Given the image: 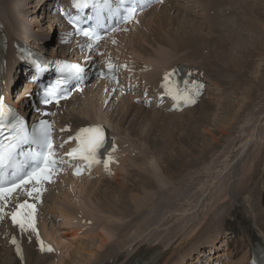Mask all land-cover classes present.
Segmentation results:
<instances>
[{"label":"rangeland","instance_id":"374dc122","mask_svg":"<svg viewBox=\"0 0 264 264\" xmlns=\"http://www.w3.org/2000/svg\"><path fill=\"white\" fill-rule=\"evenodd\" d=\"M36 1L37 0H34V4H36ZM195 1L201 2L200 0H181L177 2L174 0H169L166 4H163V6H160L156 10H149V12L146 13L145 17L143 16L142 19L139 20V23L137 26H135V28H122L115 35L114 40L107 39L104 45V51H106V55L114 58L118 62H124V64L126 65V70L133 73L132 75L136 77V82L140 83L138 84V86L147 84L150 87H155L156 83L152 82L153 80L150 79L151 73H153L154 71L156 72V70H158V73H165L168 66L165 67V69L163 67L171 64H174L172 66L183 65L189 70L198 71V73L200 74V79L201 76L207 78L209 73L207 74L205 69L202 70V68H197V65H204L206 69L212 67V73L214 74L215 71L216 75L218 77H221L222 81H220L223 85H221V82L219 81L218 85L220 83V86L224 87L223 91L221 90L222 88L213 85V82L206 83L211 91L209 90V95L203 96V98L205 97V99L207 98L208 100L206 99V102L202 101L201 104H197L191 110H185L187 112L182 111L180 114L174 115L171 112L159 110L155 107H143L138 102L137 104H135L134 101L130 100L132 98L131 95L123 94L120 91H109L106 94L102 93V91H100V88L97 86H93L92 94L91 92L89 93L90 96L84 95V93H82L79 94L76 101L74 100L75 102L71 101V105L66 107V110L70 111V113H74L72 115L84 119L82 120L83 122H85L86 120L85 117L89 119V121H94L98 117V120L102 118L106 125H110V132L115 138V141L118 140V142L120 143L118 144V142H116L118 144V163L112 167V172L110 173V175L96 172V176L91 175L83 177L80 181H76L78 184L75 183L73 188L75 190L73 191L72 189H70V183L68 185L61 184L62 186L59 185V183L58 185H53V188L50 189L51 196L42 200V202L40 203L41 205L38 215V231L39 233H41L40 236L45 237L47 235L49 239H52L54 241H63L66 247L69 245L66 252V249L64 250L61 249L62 247H59L60 252L58 251V253H55L54 258L51 256L47 264H77V260L81 261L85 258V255H76L75 252H82L81 247L86 243H89L92 246V249L95 251L97 244L99 243V239L96 238V235L104 234V232L100 231L101 227L105 226V228H107L109 225V227H111L114 224L117 226L121 225L120 231H118L119 233L115 232L112 238L107 240L108 243H106V247H103V249H101L102 254L105 253V251L110 248L112 244L114 248L117 249H114L117 252H131L129 248L134 247L135 243L143 241L147 242V245L160 244L162 245V247L164 246L162 250L166 255L163 258L164 260L161 262V264H164L165 262V264H170L171 262H173L171 264H174L177 259H184V256H187L185 254L188 253V250H183L185 249V247H188L189 245L191 249V245H194L193 247L198 250L196 247L200 243L208 241L215 234L221 233L219 232L221 229V223L219 220L213 223L211 229V232H213L210 234H208L210 232V228L208 229L209 225L207 224V222L209 221V218L213 216V214L217 216V210L223 209L224 206H227V203H235L236 199H234V195L239 190L240 180L244 178L245 173H243V171L252 169L253 166L250 163V159H253L254 153L255 151H257V148L264 146V89L261 90L259 94L254 95H258V98H256L252 102L251 106L241 111L242 113L239 119L236 121V124L231 125L232 131L228 135H223L222 132L219 133L217 131V128H219L220 126V124H218L219 120L227 117L226 115L228 113L225 112L224 109L228 107L227 104L229 103V101L235 102L236 99H241L243 94L246 95V88L248 89L254 86V83L250 81L252 79V75L250 73L247 74V76L249 77V81H246L245 84H241L242 86H240V88H237L239 87L238 85L235 86L234 83H230L229 77H226L227 75H224V68L221 67L220 62L217 61V59L214 57L215 52L211 49V44H213L212 42L210 44L202 43L201 46L203 49H201V51L199 52H197L198 48H195V46L193 52L185 47L177 52L166 51L167 53L163 54V58L159 57L156 52L161 48L166 47V45H161L160 43L154 42L155 40H153L152 44L154 48L150 50V48H152L150 47L148 48V50L144 51V54H142L140 51L141 49L136 47V43H134L135 40H142L143 34L148 30L147 27L151 25H154L156 27L154 28L155 30L153 29L154 32H157L162 28L164 30H170L172 28L171 30L174 31V28H178V24L183 22V20H189L196 26H201L202 29H199L200 34L198 33L201 36H204L207 31L210 32L212 29L211 26H213L214 30H212L213 32L211 31L209 37H211L212 35V39L215 38L216 40H218L221 33H226L227 30L230 31L234 24H239V20L243 17V15H245L246 12L244 11L243 3L236 0L232 4V8L234 10L225 11L219 18V20L215 22V18H213V16H215L216 12L213 11L212 13V10L210 12L208 11L210 9V3L212 2V0H206V3H204L202 0L200 4L205 5H202V8H204V10L202 11L197 10L194 4ZM229 1L230 0H227L226 3H228ZM258 2L259 0H249L245 3H247L250 8H253V6H256L258 4ZM222 5L224 4H221L220 8L224 7ZM190 11H192L193 13H189ZM4 12H2V10L0 11V14L2 13L0 15V19L2 20L4 25V32L8 34L7 30L5 29V20H7L6 17H8V15ZM203 12H206L207 15ZM25 13V15H28L27 12ZM40 13L47 14V12L37 11L34 17L33 15H31L33 19H35V17L37 16L36 19H38V24H36V27L34 26V28L36 29L44 28L47 26L46 22L48 20L46 19H48V16H44L46 19L43 16V18H41ZM205 16H207L208 18ZM30 18L27 17V19L29 20ZM233 20L236 21V23L233 22L234 24H232ZM7 24V27L12 32L16 33L12 34L13 38L20 40L22 38L20 35H23V33L19 30L17 31L15 27L11 26L9 22H7ZM31 31L33 32L32 34H34V31ZM17 34L20 35L18 36ZM57 36L58 33L54 36L55 40L57 39ZM145 36L147 37V34H145ZM151 37H153V35H151ZM35 38H38V35ZM121 38L123 39V44L119 43L120 45L118 44L117 46H115L117 44L116 40ZM202 39L204 38L202 37ZM151 40H149V42H151ZM142 41H144L142 43L146 42L145 39H143ZM229 42L231 43V47L227 45L226 47L232 48L234 49V51L238 52V49L235 50L236 47L232 43V41ZM53 44L54 43L50 45V48L53 47ZM144 47L146 46H142V49ZM202 50H206L208 52L209 57L206 56L208 58H206L204 55H201ZM164 52L165 50L163 51V53ZM195 54L200 56L197 57ZM237 55H241V52L237 53ZM150 56L154 57L153 62L150 63V65L146 66L144 62L147 58H150ZM204 60H208V63L206 65L204 64ZM257 65L262 64L261 62L255 61V64H252V67L254 68V66ZM143 67H146V70ZM148 74L149 76H147ZM158 76L156 77L155 81L158 79ZM262 79L264 80V75ZM215 82H217L216 79ZM235 88H237V90ZM241 88L244 89L242 90ZM235 91H239V93L235 94ZM234 107L236 110H238L239 108L236 103H234ZM58 110H56V113L53 115L54 122H57V127L60 126V123L62 124L63 121H69L71 118L70 115V118L67 117L69 112H66L65 115L62 116L57 115ZM123 113L127 114H124L127 118L123 117ZM122 117L123 121H121ZM120 122L122 123L119 127L118 124ZM66 123L67 124L62 125L63 127H61V130L66 131L68 128H70L71 123ZM130 124L138 129V131L136 132L135 130L129 128ZM212 136L218 138L220 143L216 145V147L212 149L209 154H207V159L202 160L198 158L199 151L195 148L193 143L199 141L200 138L201 140H204V138H206V140H210ZM196 137H198V139ZM176 139L180 140L181 142L183 141L182 144L184 145L181 144L182 148L181 146L177 145L178 143H176ZM201 140L198 145L203 144ZM154 141L162 143L163 150L165 148V150L163 151L164 154L162 151L156 150ZM120 146L122 147L121 149H123V154H120ZM198 147L200 148V146ZM176 148L182 150L184 149V151L187 150L188 155H184L187 159L198 158L196 159V162H198L197 165L195 163L194 167L192 165H184V158H182L180 160V164L178 162H175L174 164V161H172L171 164L173 165L167 166V163L165 162L166 158H168L167 156L171 153H174ZM181 164L184 166H182ZM180 166L184 168L182 169V171L184 172H182V174H178V178L172 177L174 176V172L180 170ZM250 166L252 167L250 168ZM243 167L246 168L244 169ZM137 170H140L141 173L149 178V181L151 182L149 186L152 187L151 189H146L144 185H141L138 176L139 174L134 173L140 172ZM100 177H104V180H107L105 182L96 181L97 179H102ZM84 183L89 187H93L96 185V183H98L99 186L96 185V187H94L95 190L93 189V191H95V194L99 192V196H97V198H89V195L87 193H80L81 189H78L76 186L82 184L84 185ZM119 183L123 184L122 186H125L127 188H120L121 186ZM141 187L145 188L146 190L142 189ZM157 188H161L163 190V193L171 192L172 196L169 202L166 203V205L164 204L160 206L161 208L159 207L160 209L157 208L154 210V206L151 205L150 201L147 200V195H149V192L151 194V192L153 191V193H156L155 189ZM102 191L107 192L108 194L102 196V194L100 195ZM114 192H118L119 197L121 196L120 199H122L123 202L129 205L127 207H131L129 209L130 211L128 212V216H126V218H124L123 220L121 219V212L123 214L124 211L114 206L113 201L117 199V197L110 198L111 194H113ZM263 193L264 184L262 186L260 185L259 188H256L255 191L251 194H244L242 196L247 211L246 216H248V221L253 227L254 217L257 213L256 208L260 209L261 212H264V204L262 203L261 198V195ZM77 197H79V201L77 203H74V199H76ZM107 197L110 199H108ZM144 197L147 199H145ZM84 204L87 207V213H90V215L93 217V219L89 221L91 224L86 223L88 228L83 224V215H80L84 212V210H82V213L81 211H79L81 206ZM140 206L145 210V215L140 216H152L153 219H150L147 222L148 225H146L145 221L143 222V219L141 226L142 230L138 231L136 228L138 226L137 224L140 223V221L138 222V220H140L141 218L140 216H135L134 212L136 211V208L138 209L140 208ZM254 207H256L255 210ZM113 208L114 212H111V209ZM67 210L72 212L71 214L74 218L73 220H71L70 218H68L67 220V216H70L69 211L66 212ZM111 213H113L112 218L108 217V214ZM146 213H148L149 215ZM63 216L64 218L62 219L61 217ZM120 221H123V224H119ZM135 221L137 222L136 225L134 224ZM64 222L67 223L70 228H68V232L78 231L80 226L82 228L84 227L83 229L78 231L80 235L76 237L74 241L69 240L67 241L68 243L65 241L68 240L71 235H66V231H64L66 229L65 225L63 224ZM128 222L130 223L131 228L124 231V229H126V226H129ZM124 226L125 228H123ZM202 230L209 231H207L208 233L204 232V236L202 235L203 237H199V242L194 243V237L198 236ZM216 230L218 231L217 233ZM255 231L259 237V241H261L264 245V234H262L258 229H256ZM125 232L127 233L126 238L124 236ZM85 233L86 237L84 236ZM121 233L122 236L120 235ZM239 233L240 232L231 234V232L228 231L227 238H239L237 241L239 243H242V241L244 240V236L243 234L239 235ZM89 234L91 235L89 236ZM116 234L118 235V237L116 236ZM88 236L91 238L95 237L92 240V242L95 241V246L92 245L91 239ZM3 237L4 236L0 234V240L4 241ZM218 237L220 238L221 235H218ZM216 238L217 237H215V239ZM123 239H125V241L128 240L126 242L127 245H124L125 243H121L122 241H124ZM218 240H215L218 248V253H220V255L228 253V248L225 247L226 240L224 238H220ZM5 244L6 243L4 241L3 246H5ZM78 246L80 248H78ZM208 246H210V243L206 244V247L201 248L202 253H205ZM174 250H183V252L175 253ZM0 251L6 252L5 249H0ZM116 251H114V253H116ZM7 252L9 254L8 258L10 259L8 263L13 264V257L10 255L9 251ZM121 256H123V254H116L117 259H119ZM226 256H228V259H226L225 257V261L223 262L224 264H231L232 261H235L232 253L231 257L230 253ZM113 258L108 259L109 263ZM171 258L177 259L171 260ZM235 258L236 260H238L240 256H235ZM122 259L123 257L120 258L119 261H122ZM186 259L187 258H185L183 264H188V260ZM160 261L158 262V264L160 263ZM191 262L192 258L190 257L189 263Z\"/></svg>","mask_w":264,"mask_h":264},{"label":"bare ground","instance_id":"6f19581e","mask_svg":"<svg viewBox=\"0 0 264 264\" xmlns=\"http://www.w3.org/2000/svg\"><path fill=\"white\" fill-rule=\"evenodd\" d=\"M54 1H56V0H37L36 4H34V0H0V8H1L2 12L5 11L4 13L8 15V17H6L7 20H5V23H6L5 24V28H6L7 32H8V35L6 36L7 37V42H8L7 43V47L8 48H7L6 52H5V54L2 53V51L0 50V60L3 59V61L4 60L6 61V63L4 61L5 67L3 68V75H2L3 76V78H2V82L3 83L1 85V88H2V90L4 92V95L8 99L10 97V93H11L12 89H15L17 86L20 85V83H21V86H20L19 89H21L22 86H23V83H24V82L19 81V76L21 74L19 75L18 73H15V72L13 73V67L16 68L17 64L20 63L19 59H20L21 55H20L18 50L20 48V45L23 44L22 42L26 43V45L31 46L33 48L34 47L37 48V45L34 44V43L43 42L46 46L45 47L41 46L40 48H38V50H41L42 52L50 51L52 53V55H55V56H57L58 53H60L61 54V58L65 57V56H68V55H69V57L71 59H73L74 57L77 58V56L74 54V52L72 50L71 51L69 50L70 45H67L66 43L62 44L61 43L62 40L60 38L56 41L55 46H53L52 48L48 49L51 41L53 40V37L55 36V34L58 32L61 35L64 32V28L63 27L61 29H58L57 25H55V23H59V21H61V19L57 18V16L52 14V12L54 10V8L52 6L53 5L52 3H54ZM63 1H68V0H63ZM168 1L169 0H166L165 2H163V3L159 4L158 6L154 7L155 8L154 10H156L157 7L163 6V4H166ZM174 1L177 2V1H181V0H174ZM200 1L202 2V0H200ZM235 1L236 0H233V1L230 0L228 3H226L227 0H215V2H214V0H212V2L210 3V9L208 11L210 12L212 10L211 11L212 13H213V11L216 12L215 16H213V18H215V22L217 20H219V18L222 16V14L225 11L234 10L232 8V4ZM238 1L243 3L244 11H246L245 15H243V17L239 20V24L240 25L239 24H237V25L234 24L233 22L236 23V21L233 20L232 24H234V26L230 29V31L227 30L226 33H221L219 38H218V40H216L215 38H214L215 40L212 39V35H211V37H209V35L211 34V31L214 30L213 26L210 25L211 28H212L211 31L210 32L207 31L204 34V36H201V35H199L200 34L199 29H202L201 26H196L194 23H191L189 20H183V22L178 24V26H177L178 28H176V29L174 28V31L171 30L172 28L170 30H164L162 28V29H159L157 32H154V30H155L154 28H156V27L154 25H151V26L147 27L148 30L146 29L147 31L142 36L143 37L142 40L145 39L146 42L142 43V42H144L142 40H140V41L135 40V42H134V43H136V47L141 49L140 51H141L142 54H144V51L148 50V48L152 47V48H150V50H152L154 48L153 44H152L153 40H155L154 42H158L161 45H166V47L161 48L160 50H158L156 52V54L159 57H161V58H163L162 57L163 54L167 53L166 51H168V52L169 51H172V52L176 51L177 52V51L181 50L184 47L187 48V49H190L193 52L194 46H195V48H198L197 52H199V51H201V49H203L202 46H201L202 43H205V44L209 43L210 44L212 42L213 44H211V49L215 52V54H214L215 56L214 57L217 59V61L220 62L221 67L224 68V70H225L224 71V75L225 76L227 75L226 77H229V82L230 83H234L235 86H237V85L239 86L237 88H240V86H242L241 84H243V83L245 84L246 81H249V77L247 76V74L250 73L252 75V79L250 81L252 83H254V86H252L251 88H248V89L246 88V90H247L246 95L243 94L241 99H236L235 102L229 101V103L227 104L228 107H226L224 109V111L228 113L226 115L227 117L226 118L224 117L222 120H219L218 124H220V126H219V128H217V131L219 133L222 132L223 135H228L232 131L231 125L236 124V121L239 119V117H240V115L242 113L241 111L243 109H246L249 106H251L252 102L256 98H258V95L257 96H254V95L259 94V92H261V90L264 89L263 88L264 87V80L262 79V77L264 75V0H259L258 4L256 6H253V8L252 7L250 8V6H248L247 3H245V2H248L249 0L248 1L247 0H238ZM201 2H199V1H195L194 2L195 7L197 8L198 11L204 10V8H202V5L203 6H205V5L204 4H200ZM203 2L206 3V0H203ZM221 4H224V5H222V6H224L223 8H220ZM37 11L47 12V14L40 13L41 18H43L45 15L48 16L47 17L48 19H46L44 17L46 20H48L46 22L47 26L44 27V28H37V29L34 28V26L36 27V24H38V19H36L37 16L35 17V19H33L31 15H33V17H34L35 13ZM192 11H190L189 13L192 14L193 13ZM25 12H27L28 15H25L26 14ZM203 13L206 14V12H203ZM27 17L28 18L31 17L30 20L27 19ZM205 17H207V16H205ZM138 18L139 17H136L135 21ZM7 22H9L11 24V26H14L17 31L19 30V31H21L23 33V35L22 34L21 35L17 34L18 36L20 35L22 37L20 40H17L15 38H13L12 34L15 33V32H12L7 27V25H8ZM200 23H202V22H200ZM199 27H201V28H199ZM31 30L34 31V34H32L33 32ZM45 30L47 31V33H46ZM2 32H3V30H2ZM21 32H19V33H21ZM145 34H147L148 38L145 36ZM249 34H251V35H249ZM37 35H38V38H35V37H37ZM151 35H153V37H151ZM59 37L63 38L64 36H59ZM114 37H115V35L112 36L110 39L114 40L115 39ZM202 37L204 39H202ZM149 40H151V42H149ZM229 41H232V43L236 47L235 50L238 49V52L234 51V49H232V48H227L226 47V45L231 47V43ZM117 42H118L117 44H119V43L123 44V39H121V41H117ZM188 43H189V45H188ZM74 45H75V47H77V44H74ZM142 46H146V47H144L142 49ZM164 50H165V52L163 53ZM204 51H206V50H202V53L200 52L201 55L202 56L204 55L205 57L208 56V52L207 51L204 52ZM229 51H231V52H229ZM239 52H241V55H237V53H239ZM194 53H195V51H194ZM195 55L197 57L200 56V55H197V54H195ZM144 56H147V55H144ZM208 57H206V58H208ZM153 58L154 57L150 56V58H147L145 60L144 64L146 66L150 65V63L153 62ZM207 61H205V63H204L205 65L208 63ZM255 61L261 62L262 65H257V66H254V68H253L252 64H255ZM1 65L2 64H1V61H0V67H1ZM172 65H174V64L166 65L163 68L165 69V67H167V66H168V68L173 67L171 69V76H176L175 70H177L178 68H176V66H172ZM169 66H171V67H169ZM194 67H196V66H194ZM197 68H202V70L205 69L206 73L207 74L209 73L208 77L204 79L205 83L213 82V85H216L217 87L222 88L221 90L223 91L224 87L220 86V83L218 85V81L219 82L222 81L221 77H218L216 75L215 71H214V74L212 73V67H210L209 69H206V67L204 65L203 66L197 65ZM11 74L14 75L12 83H11V81H12V75ZM162 74L163 73H158V70H156V72L154 71L153 73H151V78L150 79L153 80L152 82L156 83L155 87H157V83L159 81H160V84L162 83V81L164 80L165 75L168 74V73H166L165 75H162ZM194 75L195 76H199L198 74H195V73L191 74V76H194ZM147 76H149V74ZM157 76H158V79L155 81ZM215 79H216L217 82H215ZM130 81L132 82L133 80H130ZM24 85H26V87L29 88L30 83L29 82H25ZM132 85H134L133 82H132L131 86ZM221 85H223L222 82H221ZM143 86L145 87L147 85H143ZM144 87L142 88V93L144 91ZM151 88H153V87H151ZM237 88H235V89L237 90ZM153 89H155V88H153ZM153 89L150 92H152L153 95L156 96V94L154 93ZM209 90L211 91V89L208 86H206V84L198 86V94H199V99H200L198 104H201L202 101L206 102L207 98L205 99V97L203 98L202 96L209 95V93H208ZM238 90H240V89H238ZM21 91H22V89L18 92L19 98L17 99L15 106L22 108V106L24 105L23 104L24 103V99L26 98V96H27L29 91H25V94H21ZM238 93H239V91H237L235 94H238ZM87 95H89V94H87ZM76 96H75V99H77ZM71 101H74V100H70V102L69 101L68 102L65 101L64 103L59 104L58 106L52 107V108H55L57 110L59 109L58 110V114H60V115L65 114L66 110H64V107L65 106L68 107L69 105H71V103H72ZM234 103H236L239 106L238 110L235 109ZM158 109L162 110L163 108L160 107ZM187 111H185V112H187ZM67 113H68L67 117H69V115H70L71 118L69 117L70 120L69 121H63L62 124H65L66 122H68L69 124L71 123L70 125H71L73 130H76L80 126H85L89 122L91 124H93L94 122L102 123L106 127H108V128L110 127V125L108 126V125L105 124V122L102 120V118H100L98 120V117H97L96 120L89 121V119H87L85 117L86 120H85V122H83L82 120H84V119H81L79 117H76L75 115H72L74 113H70V111H68V110H67ZM124 114L125 115H127V114L123 113V117H126ZM176 116H178V115H176ZM206 116H207V114H206ZM123 117H122L121 121H123ZM28 120H29V118H28ZM87 121H88V123H87ZM72 123H73V126H72ZM121 123L122 122H120L118 124L119 127L121 126ZM129 128L135 130L136 132L138 131V129H136L132 124H130ZM196 138L198 139V137H196ZM159 140H157V141H159ZM200 140H201V138L199 139V141L194 142L193 145L199 151L198 158H200L202 160H205L208 157L207 154H209L210 151L212 149H214L216 147V145H218L220 143V141L218 140V138H215V136H212V138L210 140H206V138H204V140H201V142L203 144L202 145H198ZM157 141H154L156 150L163 152L165 150V148L163 150L162 143H160V142L158 143ZM116 142H118V140H116ZM176 143H178L177 145L181 146V148H182V145H184V144H182L183 141L181 142L180 140H177V139H176ZM118 144H120V143L118 142ZM121 146H120V149L122 148ZM198 146H200V148ZM122 150L123 149L120 150L121 151L120 154H123ZM187 153H188L187 150L184 151V149L182 150V149H177L176 148L174 153H171L170 155L167 156L168 158H166V161H165L167 163V166L168 165L169 166L173 165V164H171L172 161H174V164H175V162H178L180 164V160L182 158H184L183 159L184 165H187V166L188 165L189 166L192 165L193 167H194L195 164L197 165L198 162H196V159H198V158H196V159H193V158L187 159L184 156ZM163 154H164V152H163ZM112 156L114 157V154H112ZM116 157H117V153H116ZM250 160H251L250 163L253 166V167L250 166V168L252 167L253 170L248 168L250 170L243 171V173H245L244 174V178L240 180L239 190L234 195V199H236L235 203L234 204L227 203V206H224L223 209L217 210L218 211L217 212L218 215L216 216V215L213 214V216L210 217L209 221L207 222V224L209 225V227L208 226L207 227H208V229L210 228V232L209 233L207 232L209 230H205V231L202 230L199 233L198 236L194 237V243L199 242L198 241L199 237H201L202 235L204 236V234H203L204 232H207L208 234L212 233L213 231L211 232V229H212L213 223H215L218 220L221 223V225H220L221 229L219 231L221 233L215 234L214 236H212L211 237L212 240L210 238L208 241L202 242L199 245L197 244L198 246L196 248L198 250H196L193 247L194 245H191V249H190L189 245H188V247H185V249H183V250L184 251L188 250L187 251L188 253L186 252L187 254H185V255H187V256H184V257L187 258L186 260H188V264H190L189 263V259L192 256V254L194 256L195 251H196V253H199V251H200L201 252L200 253L201 257H203V253L201 251V248L206 247V244H208V243H210V245L211 244L214 245V243H216L215 240H218L220 238H224L226 240L225 241L226 242L225 247L228 248L227 249L228 253H226V254L224 253L223 255H220V253L218 255V253H217V255L215 254L214 258H217V259L224 258V259H221L222 262H223V261H225V257H226V259H228V256H226V255H228L230 253V257H231V253H232V256H234V260L235 261H232L231 264H252L251 260H252V257H253L252 256L253 255V250L255 248L261 246L260 243H259L260 242L259 241V237L256 234L255 230L258 229V230L261 231L262 234H264V212H261L260 209L254 207V210L256 208V212L257 213H256V215L254 217V223H253L254 227H253L250 224V222L248 221V216H246V212L247 211H246V208H245V205H244V200H243L242 196L244 194H251L252 192L255 191L256 188H259L260 185L262 186L264 184V146H261V147L257 148V151H255V153H254L253 159L251 158ZM184 165H182V166H184ZM261 166H262V168H261ZM182 169H184V168L181 167V166H180V170L181 171L176 169L177 172H174V176H172V177H177L178 178V174H182V172H184V171H182ZM137 171H140V170H137ZM94 173H96V172H94ZM134 173L139 174L138 176H139V180L141 182V185H144L146 187V189H151L152 188L151 186H149L151 184V182L149 181V178H147L143 173H141V171L139 173L138 172H134ZM91 174H92V172H90V175ZM100 178H102V179H97L96 181L105 182L107 180V179L104 180L105 179L104 177H100ZM181 178H183V177H181ZM58 179L60 180L58 182L59 185H61V184L62 185H64V184L68 185L70 183V186H71L70 189H72V191L75 190V189H73L75 183L78 184L76 181L82 180V179H74V177L72 178L71 175H69V172H68V174L60 176ZM96 185H98V183H96ZM96 185L93 186V187H89V186H86V184L84 183V185L82 184V185H78L76 187L78 189H81L80 193H82V192L85 193V194L87 193L89 195V198H91V197L92 198H97V196H99V192L95 194V191H93V189H94V187H96ZM122 185L123 184H120V186H121L120 188H127V187L122 186ZM51 188L52 187H49L44 192V196H43L44 198H48L49 196H51L50 195L51 194L50 193V189ZM82 188H84V189H82ZM142 189H145V188H142ZM155 190H156L155 191L156 193H153L154 192L153 191L150 194V192H149V195H147L148 199L144 197L145 199L150 201L151 205L154 206V210L159 208L160 206H162L164 204L166 205V203L169 202V200L171 199V196H172L171 192L163 193V190L161 188H157ZM101 194H102V196H105L108 193L102 191V193H100V195ZM118 194H119L118 192H114L113 194H111L110 198L111 197L112 198L113 197H117V199H115L113 201L114 202V206H116L117 208L122 209V211H124L123 214L121 212V216H122L121 219L123 220L124 218H126V216H128V212L130 211L129 209L131 207L130 208L127 207L129 205H127L125 202H123V200L120 199L121 196L119 197ZM79 197L74 199V203H77L79 201ZM110 198H108V199H110ZM261 198H262V203L264 204V193L261 195ZM142 202H143V200H142ZM64 210H66V209H64ZM82 210H84L83 213H82ZM68 211L69 210H67L66 212H68ZM79 211H81L82 214H80V213H78V214L83 215V219H84V223L83 224L88 228L86 223L87 224H91L89 221L92 220L93 217L90 215V213H87V207H86L85 204L81 206ZM111 212H114V208L111 209ZM69 213H70V216L69 215L67 216V220H68V218L73 220L74 218L72 217V214H71L72 212L69 211ZM142 213H144V214H142ZM134 214H135V216L145 215V210L142 209V207L140 206V208H138V209L136 208V211L134 212ZM146 214H148V213H146ZM60 216H62V215H60ZM112 216H113V213L108 214V217L112 218ZM142 217L143 216H140L141 219L138 220V222L140 221V223L137 224L138 226L136 228L138 231L142 230L141 226H142V220L143 219H144L143 222L145 221L146 225H148L147 222L150 219H153L152 216H145L143 218ZM61 218L63 219L64 216L61 217ZM25 221H26V223H25V228L24 229H21V227L19 225H17L18 226L17 231H15L16 228H14V227H17V226H14V227L11 226L12 227L11 229H7V228H4L2 230L0 229L1 230L0 233L4 236V241L6 243L5 246H3V242L4 241L0 240V249L1 250L5 249V251H6V252H1L0 251V264H9L8 262L10 261V259L8 258L9 254H8L7 251H9L10 255L13 257V261H14L13 264H47V262H48V260L50 259L51 256L54 258L55 253H58V251L60 252V248L59 247H62L61 249H64V250L66 249L65 252L68 250L67 247L69 245L66 247L65 243L63 241H61V240H59V241L55 240L54 241L52 239H49L48 236L46 235L45 236L46 238L44 236L43 237L50 242V245L52 247H55V249H54L55 253L53 254V253H45V252H42L41 250L39 251V246H40V245H38V242L40 241L39 237L37 236V233L34 232V227H28L27 226V217L26 216H25ZM65 222L63 223L65 225V227H66V229L64 231H66L65 232L66 235H68V234L71 235V237L68 240H65V241L66 242L69 241V240L70 241H74L75 238L80 235L78 231L83 229L84 227L82 228L80 226L79 229L77 228L78 231H70V232H68L70 228H69L68 224L65 223ZM122 222L123 221H120L119 224H123ZM136 223L137 222L135 221L134 224L136 225ZM109 226L107 228H105V226L101 227L100 231L104 232V234H102V235L97 234V233H96L97 235L95 234L96 238L99 239V243L97 244V247H96L95 251L92 249V246L89 243H86V244H84L81 247L82 252H80V251H76L75 252L76 255L77 254L80 255V256H84L85 255L84 256L85 258L82 259L83 261L82 260L81 261L77 260V264H113V263L114 264H158V262L160 260L161 261H160L159 264H161V262L164 260L163 258L166 255L163 252V250H162V248L164 246L162 247V245H160V244L147 245V242H143V241L135 243L134 244L135 246L132 247V248L128 247L131 252H129V251H127V252L118 251L117 252L116 251L117 249L114 248V246L112 244V246L110 248H108L105 251V253L102 254L101 253V249H103V247H106L105 245H106V243H108L107 240L111 239L115 232L119 233L118 231H120V228H121L120 227L121 225L117 226V225L114 224L111 227H109ZM123 228H125V226ZM130 228L131 227H130V223H129V226L127 225L126 229H124V231H126V230H128ZM144 229H146V228H144ZM228 231H230L231 234H234V233H237V232H240L239 235L243 234L244 240L242 241V243H239L237 241L239 238L238 239L227 238V232ZM42 232H44V231H42ZM86 232H88V231H86ZM217 232L218 231L216 230V233ZM90 235L91 234H89V236ZM120 235L122 236V233ZM126 235H127V233L125 232V235H124L125 238H126ZM218 235H221V237L219 238ZM11 236H13V239L15 240V242L19 243V245L22 248V252L18 251V248L11 243V241H12L11 240ZM84 236L86 237V233H85ZM116 236L118 237L117 234H116ZM215 237H217V238L215 239ZM89 238L91 239V242H92V240L95 237L94 238L89 237ZM232 238H233V235H232ZM123 240L124 241H122L121 243H123V244L125 243L124 245H127L126 242L128 240L127 241H125V239H123ZM190 241H193V240H190ZM94 242H92L93 246H95ZM218 242H219V240H218ZM221 244H223V243H221ZM192 247H193V249H192ZM78 248H80V247L78 246ZM114 249H116V250H114ZM183 250H174V252L175 253L183 252ZM114 251H116V253H114ZM117 253L123 254V256L120 257V258L123 257L122 261H119L120 258L117 259V257H116ZM114 254H115V256H114ZM113 256H114V258H113ZM235 256H240V258L238 260H236ZM110 258H113V259H111L112 261H110V263H109L108 259H110ZM185 258L181 259V260L177 259V258H171V260L172 259H175V260L177 259L174 264H183ZM13 261H11V262H13ZM210 261H208V263H210ZM171 263H173V262H171ZM215 263L216 262H214V263L212 262V264H215ZM191 264H193V263H191Z\"/></svg>","mask_w":264,"mask_h":264},{"label":"snow or ice","instance_id":"6c2138e0","mask_svg":"<svg viewBox=\"0 0 264 264\" xmlns=\"http://www.w3.org/2000/svg\"><path fill=\"white\" fill-rule=\"evenodd\" d=\"M104 0H101L103 3ZM156 2H162V0H156ZM74 7L76 8H87L88 0H73ZM144 5L135 6L130 5L122 16L125 23L132 21L138 12L143 10ZM82 34L94 41H98L100 37L93 35L88 30H82ZM91 44L89 47L91 48ZM108 69L111 71L113 65L108 64ZM57 71L60 73L61 79L56 81V84L62 86L65 83L71 82L73 79H79L80 74L83 73L84 69L78 64L69 65L67 63H61L57 67ZM170 73L164 77L165 84L163 87L167 90L168 94L173 99L183 100L186 104L195 103V95L198 94V87L194 88L191 92L185 90L178 92L169 87L167 81L169 80ZM57 95V90H47L43 103L48 104L52 102V99ZM47 115V114H45ZM51 124L46 120H41L38 128H33L29 132L26 127L25 121L11 112L10 109H6L3 97L0 96V170L12 167L16 162V157L24 145L37 143L41 144L45 151L39 155V159L35 166H31L28 170H17L13 173L12 179H5L3 175H0V201L7 202V198L10 197L18 189H23L25 185L33 184L42 185L43 182H51V177L57 167V160L54 159V151L51 142ZM5 131L8 132L5 135ZM87 133V137L81 139L80 146L73 149L68 153L69 156H75L77 153L80 154L81 158L85 161L91 162L95 158L97 149L103 146L104 133L102 128L84 129L81 132L83 136ZM80 139V137H78ZM99 162V161H97ZM107 167V162H105ZM79 174V173H77ZM42 188L33 186L32 190L28 192L31 196L33 193L36 194V198L39 199ZM34 205L28 204L27 202L19 204L17 211L12 213V220L14 223L19 224L21 229L25 228V216L27 217V226L33 227L34 219ZM3 209L0 208V212ZM15 243V240H13ZM43 250V245H41ZM19 251V249H18ZM47 251H53L51 247L47 248Z\"/></svg>","mask_w":264,"mask_h":264}]
</instances>
